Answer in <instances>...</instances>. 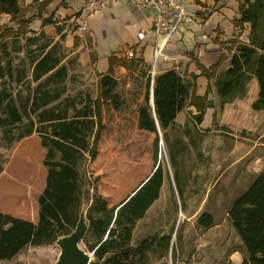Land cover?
<instances>
[{"label":"rangeland","instance_id":"374dc122","mask_svg":"<svg viewBox=\"0 0 264 264\" xmlns=\"http://www.w3.org/2000/svg\"><path fill=\"white\" fill-rule=\"evenodd\" d=\"M196 1L198 0H194ZM24 2L25 0L21 5L23 12L28 11L26 18L35 16L36 13L27 10ZM204 14L208 15V12L202 15ZM75 16L78 18L80 13ZM10 19L9 15L0 14V34L8 28L14 33L0 38V69L4 74L0 79V92L6 93L9 104L15 107L22 119L13 124L6 108L1 107L0 210H8L15 217L36 223L37 201L44 188V169L41 162L37 164L42 157L28 155L32 164L23 162L19 158L20 136L28 131L32 136L39 133L43 136L51 135L53 123H42L38 115L41 111L36 107L40 103V96L53 98L61 88L59 83L49 86L45 83L46 79L37 83L33 80L32 63L44 52L39 48L49 44L48 37L31 35L30 23L33 20L25 28L24 35L15 36L18 27ZM215 32L221 34L219 30ZM229 40L222 39V42ZM237 41L240 42L239 39ZM63 48L62 43H57L53 54L64 58L66 54L63 53L66 51ZM225 48H229V45ZM131 61L135 62L137 59ZM72 71V76H81L75 73L74 64ZM189 79L194 83V79ZM80 82L82 81L76 77L71 79L67 89L65 87V97H60L46 111L50 110L48 112L51 114L56 110L63 117L65 115L66 120L80 115L83 108L90 105V101L84 102L83 97L78 94ZM212 89L211 87L207 95V101L212 106L208 109L214 108ZM207 92L206 88L204 95ZM225 105L221 106L218 99L212 118L203 124L206 127L202 130L203 133L195 130L199 126L193 118L197 112L192 114L195 108L187 106L190 110L184 108L178 119L183 124L176 125L180 127L173 128L167 134L161 132V140L158 134L156 141V136L152 134L120 133L102 139L97 144L94 158L88 153L93 129L84 131L87 148L78 157L76 167L81 197L78 205L73 208L74 225L69 230H73L84 202H87L88 208L97 194L106 199L110 206L125 203L132 191L155 171L158 164L159 173L163 175L159 198L144 217L136 222L131 246L135 248L145 239L159 235L170 238L168 251L164 257H159L158 252L149 255L148 264H228L231 251L242 250V246L227 219V212L264 166V117L253 114L246 116V123L238 131H233L225 125H219V119L215 118L216 114H222ZM214 138L221 139L223 143L215 145ZM129 176H133L132 179ZM118 177L121 178V183L126 182L119 195L116 190L120 186ZM202 213L213 218L211 228L202 229L197 226V218ZM88 230L89 224L85 241L81 243V247L87 251L91 242ZM58 251L53 243L38 247L27 246L13 259L0 261V264H52Z\"/></svg>","mask_w":264,"mask_h":264},{"label":"trees","instance_id":"16d2710c","mask_svg":"<svg viewBox=\"0 0 264 264\" xmlns=\"http://www.w3.org/2000/svg\"><path fill=\"white\" fill-rule=\"evenodd\" d=\"M23 1L0 0V14L9 15L10 22L18 27L15 36L24 35L25 28L33 18L40 19L43 26L53 23L51 18H42V13L55 0H31L27 10L36 14L29 18H26L28 11L22 10ZM237 11L239 16L233 24L240 31L245 24L249 25L247 42L237 41L241 32L227 42L216 40L221 46L228 44L229 48H225L228 52L234 49L225 70L220 68L228 59L224 54L207 68L195 63L200 75L209 81L208 92L203 97L197 96L196 85L175 69L154 76L152 83L151 69L139 60L132 70L115 77L113 70L118 60L114 57L108 60V71L98 75L97 94L92 108H84L80 115L66 120L65 115L63 117L59 112L50 114L42 109L48 105V102L43 101L47 97L40 96L36 109H42L38 114L42 123H53L51 135L43 136L39 133L32 136L28 131L20 136L18 148L19 158L23 162L32 164L28 155L42 157L37 163L41 162L44 169V188L37 201L38 219L33 223L13 216L8 210H0V261L13 259L27 246L52 244L58 237L71 232L69 228L74 225L75 218L73 208L78 205L81 197L76 167L78 157L87 148L84 131L93 129L88 150L92 158L96 156L97 144L102 139L120 133L154 134L157 141L158 129H167L187 106L195 108L197 114L193 118L200 124L205 110L212 107L207 101L211 87L215 89L220 105L223 106L245 98L252 78L256 79L259 92L251 109L256 112L264 111V0H239ZM9 33L14 34L11 28L1 33L0 38H5ZM47 46L39 49L43 51ZM49 57V53H46L35 64L32 71L34 80L48 73ZM56 63L58 61H53L52 64ZM60 71L61 68L55 75ZM3 76L0 69V79ZM189 77L195 79L193 74ZM48 81L46 79L45 83ZM56 99L58 96H55ZM9 102L6 93L0 92V110L5 107L11 122L19 123L21 114ZM1 122L3 123V119L0 118ZM33 163L39 166L36 162ZM156 167L132 191L125 203L110 206L102 196L95 195L86 212L88 239L91 241L88 252L92 253L90 264H148L149 255L156 252L159 257L166 255L169 237L154 235L135 248L131 246L136 222L144 217L159 198L162 174L159 173V165ZM122 176L123 174L121 178ZM132 177L129 176L130 179ZM121 178L118 177L120 186L116 188L118 195L126 185V182L121 183ZM227 219L241 242V264H264V167L249 188L233 202L227 212ZM196 224L199 228L209 229L214 222L209 214L202 213Z\"/></svg>","mask_w":264,"mask_h":264},{"label":"crops","instance_id":"0c3cea01","mask_svg":"<svg viewBox=\"0 0 264 264\" xmlns=\"http://www.w3.org/2000/svg\"><path fill=\"white\" fill-rule=\"evenodd\" d=\"M97 1L100 0H55L42 13V18L52 17L53 23L51 25L42 26L41 20L38 18L33 19L30 23L32 24L31 35L33 37L46 36L49 39L48 46L32 63L31 70L33 71L37 61L46 53H49L50 56L48 73L37 80H33L37 83L42 79H48L49 86H55L59 83L61 88L59 94L56 93L53 98L47 97L43 100L48 102V105L42 109H51L47 107L56 103L60 97H65L67 93L65 87L67 89L74 77L83 82H80L81 87L78 94L83 97L84 102L90 101V105L85 106V108H92V103L97 94L98 75L108 71L110 57L118 60V64L113 70L115 77H120L132 70L131 65L134 61L131 60L133 59L143 61L144 65L152 71L154 52L160 46H163V50L154 66L155 76L169 69H175L186 79L193 74L195 75L196 94L200 97L205 94L208 80L200 75L195 63L198 62L207 68L216 63L219 57L224 54L228 59L221 65V69H227L229 58L234 53V49L229 53L224 49L228 45L221 46L216 40L222 41L223 39L226 41L234 38V35L240 32L233 24V21L239 16L237 11L239 0H198L196 2L186 0V19L165 44L166 37L164 34L157 36L153 33L152 17L149 12L136 11L130 8L125 0H114L105 9L83 13L89 3ZM30 2L31 0H25L24 5L28 6ZM205 12H208V15H202ZM76 13H80L78 18L75 16ZM201 17L204 18L201 19ZM243 29L244 31L238 38L240 43L247 42L249 25L245 24ZM217 30L221 33L220 35L215 32ZM139 31L145 32V38L142 41L136 39V33ZM57 43H62L64 46L63 49L66 51L62 52L66 54L64 58L53 54L56 51ZM128 51L134 52L133 58L126 57ZM53 61H58V63L53 65ZM136 62L138 61H135L134 65ZM73 64L76 69L75 73L81 76L74 74L72 76ZM60 68L59 74L55 75ZM49 91L48 93H50ZM212 92L214 93L212 101L214 108L206 109L201 123L195 128L197 133H203L202 130L206 129L203 124L212 118L216 105H218V97H216L214 88ZM258 92V83L255 78H252L247 86L246 97L226 104L222 114H216L215 118L219 119V125H225L233 131H238L241 125L246 123V116L253 114L264 117V111L256 112L251 109L252 103L258 98ZM55 96H58V99L55 100ZM186 109L190 110L187 107ZM183 110L167 129H158L160 140L161 132L167 134L173 128L178 129L180 127L176 125L183 124L178 122L179 115ZM53 113H57V111L53 110ZM194 113H196L195 110L192 114ZM201 140L204 142V139ZM213 143L221 145L223 142L219 138H214ZM174 158L176 159L175 155ZM228 259V264H241L242 250L231 251Z\"/></svg>","mask_w":264,"mask_h":264},{"label":"built area","instance_id":"2783aa9c","mask_svg":"<svg viewBox=\"0 0 264 264\" xmlns=\"http://www.w3.org/2000/svg\"><path fill=\"white\" fill-rule=\"evenodd\" d=\"M114 0H100L89 3L83 13H92L97 10L105 9ZM128 6L136 11H147L151 14V27L155 35L164 34L165 42L177 31L182 22L186 19V0H125ZM82 29V28H81ZM145 38V32L136 33V39L142 41ZM163 46H160L154 52L153 68L150 72L151 82L155 76L154 66L161 56ZM126 57L133 58L134 52L128 51Z\"/></svg>","mask_w":264,"mask_h":264},{"label":"water","instance_id":"95a60500","mask_svg":"<svg viewBox=\"0 0 264 264\" xmlns=\"http://www.w3.org/2000/svg\"><path fill=\"white\" fill-rule=\"evenodd\" d=\"M150 102L152 103V90ZM86 208L87 202H84L74 229L69 234L60 236L53 242L59 251L52 264H90L92 261V253L81 247L88 228Z\"/></svg>","mask_w":264,"mask_h":264},{"label":"flooded vegetation","instance_id":"af4514ba","mask_svg":"<svg viewBox=\"0 0 264 264\" xmlns=\"http://www.w3.org/2000/svg\"><path fill=\"white\" fill-rule=\"evenodd\" d=\"M158 165V164H157ZM162 185H163V175H162ZM162 185H161V187H160V190H161V188H162ZM160 190H159V193H160Z\"/></svg>","mask_w":264,"mask_h":264}]
</instances>
